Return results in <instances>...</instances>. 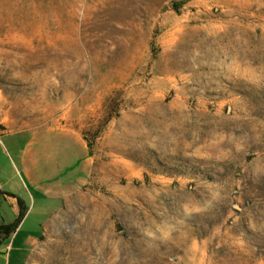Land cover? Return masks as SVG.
I'll use <instances>...</instances> for the list:
<instances>
[{
	"label": "rangeland",
	"instance_id": "1",
	"mask_svg": "<svg viewBox=\"0 0 264 264\" xmlns=\"http://www.w3.org/2000/svg\"><path fill=\"white\" fill-rule=\"evenodd\" d=\"M0 132L33 264H264V0H0Z\"/></svg>",
	"mask_w": 264,
	"mask_h": 264
},
{
	"label": "crops",
	"instance_id": "2",
	"mask_svg": "<svg viewBox=\"0 0 264 264\" xmlns=\"http://www.w3.org/2000/svg\"><path fill=\"white\" fill-rule=\"evenodd\" d=\"M0 132V163H6L16 134ZM36 138L37 134H32ZM35 143L34 140L29 144ZM28 146V148H30ZM26 183L14 185V171L6 164L0 166V227H8L0 264H33V256L47 230L48 222L62 209L68 187L63 182L44 180L39 158L29 149L20 157ZM9 246V248H8Z\"/></svg>",
	"mask_w": 264,
	"mask_h": 264
},
{
	"label": "built area",
	"instance_id": "3",
	"mask_svg": "<svg viewBox=\"0 0 264 264\" xmlns=\"http://www.w3.org/2000/svg\"><path fill=\"white\" fill-rule=\"evenodd\" d=\"M8 238V236L5 235L2 231H0V253L3 251L5 240ZM9 248V246H8Z\"/></svg>",
	"mask_w": 264,
	"mask_h": 264
},
{
	"label": "trees",
	"instance_id": "4",
	"mask_svg": "<svg viewBox=\"0 0 264 264\" xmlns=\"http://www.w3.org/2000/svg\"><path fill=\"white\" fill-rule=\"evenodd\" d=\"M9 228H11V226H8V227H0V231H5L6 233L9 232Z\"/></svg>",
	"mask_w": 264,
	"mask_h": 264
}]
</instances>
